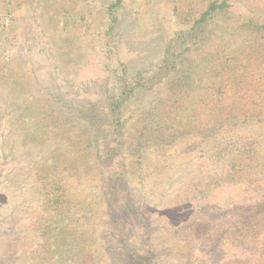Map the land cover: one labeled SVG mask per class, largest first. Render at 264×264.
<instances>
[{
    "label": "rangeland",
    "instance_id": "374dc122",
    "mask_svg": "<svg viewBox=\"0 0 264 264\" xmlns=\"http://www.w3.org/2000/svg\"><path fill=\"white\" fill-rule=\"evenodd\" d=\"M223 1L0 0V264H264V0Z\"/></svg>",
    "mask_w": 264,
    "mask_h": 264
},
{
    "label": "trees",
    "instance_id": "16d2710c",
    "mask_svg": "<svg viewBox=\"0 0 264 264\" xmlns=\"http://www.w3.org/2000/svg\"><path fill=\"white\" fill-rule=\"evenodd\" d=\"M120 3H121V0H115V2L109 7V14H111V16H112V13L115 10V8H117V6H119ZM226 7H227L226 0L223 1L220 5H217L216 3L210 4L208 6L207 10L201 15V18L197 21V25L205 23L211 17V14L215 10H222ZM115 22H116L115 18L114 17L111 18V23L113 26H114ZM119 103H120V101L114 103L113 110H116L119 107Z\"/></svg>",
    "mask_w": 264,
    "mask_h": 264
}]
</instances>
